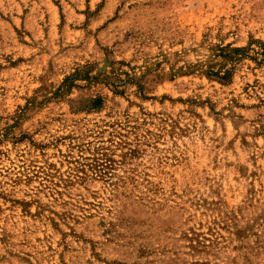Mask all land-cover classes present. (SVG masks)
I'll return each instance as SVG.
<instances>
[{"label":"rangeland","instance_id":"obj_1","mask_svg":"<svg viewBox=\"0 0 264 264\" xmlns=\"http://www.w3.org/2000/svg\"><path fill=\"white\" fill-rule=\"evenodd\" d=\"M0 264H264V0H0Z\"/></svg>","mask_w":264,"mask_h":264},{"label":"trees","instance_id":"obj_2","mask_svg":"<svg viewBox=\"0 0 264 264\" xmlns=\"http://www.w3.org/2000/svg\"><path fill=\"white\" fill-rule=\"evenodd\" d=\"M245 51V49L244 48H235V49H233L232 50V53H231V55H228L229 57H230V59L232 60V61H237V60H239L240 58H241V54L243 53ZM67 82V81H66ZM67 85H65V88L67 89V87H66ZM64 88V87H63ZM60 90V89H59ZM97 103V102H96Z\"/></svg>","mask_w":264,"mask_h":264}]
</instances>
